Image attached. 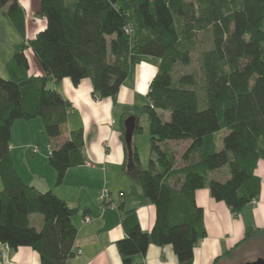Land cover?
<instances>
[{"label":"trees","instance_id":"1","mask_svg":"<svg viewBox=\"0 0 264 264\" xmlns=\"http://www.w3.org/2000/svg\"><path fill=\"white\" fill-rule=\"evenodd\" d=\"M3 6L23 40L6 64L8 78L0 74V243L30 246L41 264H71L77 210L53 190L23 180L10 149L12 126L18 119L42 120L59 185L70 167L85 163V134L80 127L62 138L71 102L48 80L68 77L78 85L89 78L95 96L116 99L135 66L149 61L156 72L143 106L147 167H140L137 146L124 144L125 162L139 168L135 177L156 206V220L149 233L134 209L120 205L125 236L116 246L123 264H143L135 257L151 242L172 245L180 264H192L194 246L207 233L196 190L207 187L235 213L261 192L255 170L264 159V0H40L46 25L26 40L20 2L0 0ZM200 33L210 40L199 51L201 79L176 70L192 63ZM29 50L43 74L30 72ZM222 129L228 132L218 149ZM140 131L136 117L134 133ZM172 141L187 142L179 159ZM224 167L225 180L211 176ZM34 213L41 215L40 228ZM263 235L264 228L248 227L238 245Z\"/></svg>","mask_w":264,"mask_h":264},{"label":"crops","instance_id":"2","mask_svg":"<svg viewBox=\"0 0 264 264\" xmlns=\"http://www.w3.org/2000/svg\"><path fill=\"white\" fill-rule=\"evenodd\" d=\"M18 1L26 12L39 10L40 0ZM45 25L46 20L42 15L30 18L25 14L26 36H35ZM29 58L30 72L43 74L30 50ZM144 67L156 72L155 64L149 61L138 63L132 75L121 85L116 99L95 96L89 78L83 79L78 85H74L68 77L58 81L49 79L53 88L71 102L62 138L67 137L70 130L80 127L85 134V163L70 167L59 185L55 183V169L48 162L47 145L53 146V143L45 135L42 120H38L39 117L18 119L12 126L10 149L14 166L23 180L40 191L53 190L77 210L72 217L77 233L74 240L75 255L70 260L71 264H123L116 246L117 240L125 236L120 205L136 211L143 230L150 233L153 229L156 206L146 198L135 177L139 168L131 167L125 162L123 117L129 115L124 113L123 106L125 103L134 104L145 95L147 97L152 76L147 81L146 88L142 89L140 82ZM170 143L180 145L177 151L171 147L176 156L187 146L186 141ZM132 144L136 145L135 133ZM34 146L39 148L35 153L32 152ZM140 167L144 168L141 157ZM223 170V174L221 168L213 171L211 176L225 180L228 172L226 168ZM255 171L261 178L260 195L237 213L224 201L216 200L207 187L196 190V203L203 208V222L207 233L194 246L192 264H236L239 251L245 247L238 244L246 229L264 228V159L258 161ZM0 186L1 189L2 182ZM105 187L109 190L111 201L118 208L104 204L101 200L100 194ZM120 193L123 195L120 196ZM87 217L90 218L88 222L85 221ZM41 224L42 219L37 216L35 226L40 228ZM233 248H236L235 251L226 255ZM135 260L143 264H180L172 245L154 242L149 244L145 255H137ZM0 264H41V261L39 253L30 246L11 248L0 243Z\"/></svg>","mask_w":264,"mask_h":264},{"label":"rangeland","instance_id":"3","mask_svg":"<svg viewBox=\"0 0 264 264\" xmlns=\"http://www.w3.org/2000/svg\"><path fill=\"white\" fill-rule=\"evenodd\" d=\"M25 2L27 1L25 0ZM6 9H7V6L6 7L3 6L0 9V74L4 78H8L6 64L14 53L15 44L16 42L18 43L23 40L21 34L17 31L13 23L10 21L9 17L6 15ZM36 11L32 9L29 12H26V10L24 12H26L25 14L27 17L29 16L30 18H32V17H35L37 14H39L38 11L37 12ZM28 38L30 37L26 36L25 40ZM209 44H210V40L208 39V35H206L205 33H200L198 35L197 48L193 52L192 63L186 67H182L178 65L176 68L177 72L178 73L194 72L196 76L199 79H201L200 78L201 77L200 65L198 61L199 51L204 47H208ZM48 86L53 87V83L50 80L48 81ZM148 102L149 100L145 95L144 97L137 99L136 102H134V104L125 103V105L123 106L124 113H127L128 115H133L135 117H138L139 119L141 131L138 133H135V142L139 150L141 161L144 167H147L148 162H149V157H150L149 121H148L147 114L143 111V106L147 104ZM163 115L165 119L169 118V112L167 111L163 112ZM38 120H40V118H38ZM227 132H228L227 129H222L217 132L216 140H217L218 149H220L223 146V137L225 136ZM169 144H170L169 146L176 149V151L180 149L179 147L180 145H175V143H169ZM179 156L180 155L177 156L178 159H179ZM22 167L24 168V166ZM223 172H225V170H223L222 168L221 174H223ZM116 207L118 208V205H116ZM37 216L40 217L41 215L39 213H34L33 215H31V218H32L31 220L34 225L36 224ZM242 245H244L245 247H243L241 251H239L240 253H238V256L235 259L236 264H241L242 262L253 260L257 257H264V235L251 238L247 242L243 243Z\"/></svg>","mask_w":264,"mask_h":264},{"label":"water","instance_id":"4","mask_svg":"<svg viewBox=\"0 0 264 264\" xmlns=\"http://www.w3.org/2000/svg\"><path fill=\"white\" fill-rule=\"evenodd\" d=\"M136 127V117L129 115L124 120V141L130 148L132 145V138ZM241 264H264V257H257L253 260L242 262Z\"/></svg>","mask_w":264,"mask_h":264},{"label":"built area","instance_id":"5","mask_svg":"<svg viewBox=\"0 0 264 264\" xmlns=\"http://www.w3.org/2000/svg\"><path fill=\"white\" fill-rule=\"evenodd\" d=\"M39 150V148H38V146L37 147H33L32 148V152H37ZM47 150H48V152H49V154L51 153V144H48L47 145ZM123 195V193H120V196H122ZM100 197H101V200L103 201V203L104 204H108V205H112V206H116L115 204H113V202L111 201V199H110V195H109V190L105 187L102 191H101V194H100ZM90 220V218L89 217H87L86 219H85V221H89Z\"/></svg>","mask_w":264,"mask_h":264},{"label":"bare ground","instance_id":"6","mask_svg":"<svg viewBox=\"0 0 264 264\" xmlns=\"http://www.w3.org/2000/svg\"><path fill=\"white\" fill-rule=\"evenodd\" d=\"M155 74V71L153 69L147 70L145 67L141 71L142 80L140 82L141 88H146L147 81L150 80V77ZM151 77V79H152ZM151 81V80H150Z\"/></svg>","mask_w":264,"mask_h":264}]
</instances>
